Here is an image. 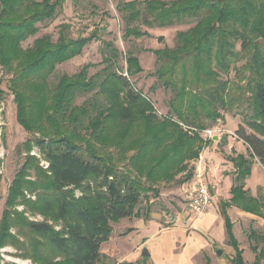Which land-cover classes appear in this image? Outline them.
Masks as SVG:
<instances>
[{
  "label": "trees",
  "instance_id": "1",
  "mask_svg": "<svg viewBox=\"0 0 264 264\" xmlns=\"http://www.w3.org/2000/svg\"><path fill=\"white\" fill-rule=\"evenodd\" d=\"M64 2L0 0V83L7 77L16 122L31 136L16 150L24 162L7 190L0 249L13 248L16 258L29 264H105L101 246L112 234L111 225L131 217L148 220L161 184L190 181L195 170L190 163L212 143L198 132L223 121L221 112L236 108L241 121L234 135L246 146V155L229 157L231 197L219 203V213L233 250L228 264H245L226 211L235 207L264 219V196L252 197L245 189L254 159L264 170V0H130L117 5L124 40L149 37L139 24L149 29L192 24L175 34L172 49L152 52L158 68L148 76L170 95L165 120L157 118L130 80L142 73L139 59L128 52L124 75L114 63L118 52L109 44L105 67L95 75H88L93 65L86 64L79 73L51 82L58 65L100 41L95 30L70 38V27L61 25L55 42L43 35L22 48L38 34L39 25L55 19ZM232 70L234 80L228 77ZM1 95L0 90V100ZM33 149L38 157L30 155ZM142 202L145 215L135 212ZM25 213L43 221L30 222ZM247 237L253 264H260L264 235L251 228ZM0 264L17 263L0 258Z\"/></svg>",
  "mask_w": 264,
  "mask_h": 264
},
{
  "label": "rangeland",
  "instance_id": "2",
  "mask_svg": "<svg viewBox=\"0 0 264 264\" xmlns=\"http://www.w3.org/2000/svg\"><path fill=\"white\" fill-rule=\"evenodd\" d=\"M36 1H42V0H36ZM54 1V0H50ZM130 1V0H77L76 2H73L72 0H65L63 7L61 11L56 15L55 19H53L51 22H46L45 24L39 25L40 31L37 35L34 37L28 39L24 43H22V48L25 49L29 46H31L34 39L39 38L43 35H49L51 37V40L53 42L56 41L58 31L60 30L61 25L63 26H69L68 35L70 38H77L79 36H88L91 31H98L100 36V41H93L89 45H87L84 50L82 51V54L75 59L66 62L62 65H58L55 70V78H52L51 82L55 83L62 74H66L68 76H71L73 74H77L80 72L81 68L86 64H92L93 67H91L88 71L89 76L95 75L97 72H99L101 69L105 67V64L102 63L103 57H109V48L107 45H111L112 48H115L118 52V57L116 60H114L115 66L118 68H121L126 75V63L125 59L128 56V52L132 53V55L136 56L139 59V65L142 69V73L135 75L130 78L131 82L134 83L135 87L137 89H140L147 99H149L148 102H150L154 114L157 116L158 119H164L167 118L169 115H167V103L168 99L170 97L169 94H165L160 87V85L156 82L155 79L148 76L149 73L154 72L158 68V64L155 61V57L152 54L153 51L163 49L165 47L167 48H173L175 45V34L179 31L187 30L189 27H191L192 24L187 25H175L171 28L166 29H156L152 28L149 29L141 24H139V29L142 32H148L149 37L148 38H141V39H134L129 38L128 40H124V25L121 20V17L117 11V5L120 2ZM164 1H170V0H164ZM162 37V41L158 43V38ZM241 66V63H238L235 65V67L239 68ZM234 71L232 70L228 77L231 80H234ZM153 87V91L149 88ZM0 90L2 91L1 95V102H0V219L1 214L4 209L5 200L7 197V190L8 187L14 177V175L17 173L19 168L24 162V154H19L16 150L18 147H20L26 140L30 139L31 136L26 133L16 122L15 117V105L13 103V97L8 90V83H7V77H4L0 83ZM91 96L93 94H90ZM90 95L86 96L85 98H79L76 100V105H80L83 100L86 98L88 99ZM239 109L232 108L228 112H221L223 116V121L219 120L215 125H213L211 128L216 131V136L218 139V142L222 139L227 140L228 138H233L238 140V138L233 137L230 135V133H234L236 126L235 121L231 122L233 119H236V121L239 123L241 121L239 114ZM159 112L161 115H158ZM172 116V115H171ZM173 117V116H172ZM174 120L175 117H173ZM172 120V121H174ZM175 123L177 121H174ZM179 127L188 133H195V130L189 129L186 126L182 125V123L177 122ZM206 129V130H208ZM218 130V131H217ZM233 131V132H232ZM199 136L203 141L208 140L203 137V131L198 132ZM213 139H209L213 143ZM206 148V147H205ZM204 148V149H205ZM203 149V150H204ZM202 150V151H203ZM202 153V152H201ZM201 153L198 156L197 160L194 162H191L190 165L194 166L196 170V162L201 159ZM30 155L36 156L37 151L33 149L30 153ZM232 155V154H231ZM40 158V157H39ZM121 164L119 165L121 169ZM40 166L45 168V163L40 161ZM202 173L204 174L205 180L208 183V186L210 187V191L213 194V197L217 194V188H215V183H218L220 177V169L215 168L213 173H209V171H205L203 167H200ZM231 171L224 170L222 172H225L228 174ZM232 174V171L230 172ZM258 173V172H257ZM254 179L259 180V173ZM32 174V173H30ZM222 174V173H221ZM247 180V179H246ZM245 180V183H246ZM181 185V184H180ZM176 185H163L161 184L159 186L160 189V195H163V198L159 195L157 200L153 199L151 207L149 208V218L152 216V214H157L155 221L156 223L161 224V226L167 227L171 226V221L173 220V213L174 211L171 210L169 213H161L163 211L162 208L166 207V199L168 197L164 196V193L167 189L170 187H175ZM249 187L251 189H254L251 184H249ZM246 189V188H245ZM261 192H264V187H262ZM226 186H221V196H219V201H223L222 197H226ZM170 193V192H168ZM76 195H78V191H76ZM171 195V194H169ZM218 195V194H217ZM27 197H29L27 195ZM172 197V196H170ZM175 198L177 195L174 196ZM217 200V199H216ZM214 202L212 200V206H214ZM176 204V200L174 201ZM211 206V208H212ZM17 211L21 212L23 210L22 207H17ZM146 205L144 202L140 203L137 207L135 212H141L143 215L146 214ZM166 212V211H165ZM159 214V215H158ZM24 216L28 219L30 222H42L43 217L40 215H32L29 213H25ZM138 223V224H137ZM141 226V221L135 220V218H131L129 220L123 219L119 223L111 225L112 226V234L109 238V242L103 244L101 246V252L110 253V255H113L112 258H108V260H105V264H113L117 261H123L125 262V258L122 257L123 254H129L131 253V256L134 255V250L132 249L136 248V245L139 244L138 234H129L127 231L133 226ZM161 228V227H160ZM159 228V229H160ZM184 229H187L184 227ZM214 232V238L216 240H224V229L223 225L221 224L219 227H215ZM239 227H236L235 235H236V241H239L243 246V241H246L247 234L243 237L241 233L239 232ZM189 232V231H188ZM262 233V232H261ZM161 236L159 239L155 241H162L160 243V249L158 250V255L162 257H165V255L170 254H176L173 253L175 242L181 238L180 235H177L175 233L174 237L171 239L162 238ZM175 240V241H174ZM130 241V242H128ZM154 241V240H153ZM146 242L143 246L138 247L139 253H141L143 250H149L151 248V244L154 242ZM138 242V243H137ZM137 243V244H136ZM136 244V245H135ZM130 248H127L129 247ZM136 252V253H137ZM181 253V252H180ZM17 252L11 248V247H5L3 249H0V258L3 260V262H13L17 264H29V261H23L21 259L16 258ZM195 261V264L197 262L196 259H193L192 262ZM137 262H141V256L138 257ZM245 264H252L251 258L249 257V252H245Z\"/></svg>",
  "mask_w": 264,
  "mask_h": 264
},
{
  "label": "crops",
  "instance_id": "3",
  "mask_svg": "<svg viewBox=\"0 0 264 264\" xmlns=\"http://www.w3.org/2000/svg\"><path fill=\"white\" fill-rule=\"evenodd\" d=\"M233 121H235L234 126H236L238 122L236 119H233L231 122ZM233 153L246 155V146L242 143V141L228 138L223 143V146H221L218 142V139L213 140V143H211L202 151L201 159L195 164L196 166L199 165L200 167H203V169H205V171H209V173H213L215 168L220 169V179L218 183H215V188H217L216 193L218 195L216 194L212 199L215 201L214 206H212V208H210L209 211L203 216L196 219L192 218V216L186 210L183 201L185 191L192 184L191 179L186 183L167 189L170 193L167 191L164 193V196L168 197V199H166V207L162 208L163 211L161 213H169L171 210L174 211L171 226L163 228L160 222L156 223L155 221H157V214H152L148 220L131 217L135 218L137 221H141V226H133L128 229L127 232L129 234H138L137 236L140 237V239L138 241L139 244H137L138 242L136 243L137 245L135 244L136 248L131 250H134L135 252L133 256H131V253L125 254L124 252H120V254H123L122 257L125 258L124 260L126 263L141 264L145 262V264H195V261L192 262V260L196 259V264H228L229 260L233 256V250L227 244L224 220L219 213V203L228 201L231 197L229 191L232 186L234 168L231 161L229 160V157H234ZM229 169H231L232 174L230 173L231 171L228 174L222 172L224 170L229 171ZM257 172L259 173V180L254 179L257 176L255 175ZM249 184H251L254 189H251ZM222 185L226 186V197H222L223 201H219ZM262 187H264V170L258 161L254 159L251 167V174L246 180L245 188L249 191L252 197H263L264 192H261L260 190ZM175 195H177L176 198L174 197ZM161 197L163 198V195ZM175 200L177 202L176 204L174 203ZM226 212L232 224V233L234 239H236L235 231L237 226L239 227L242 240L246 234L248 235V231L251 228L257 232H262L264 235V219L245 213L235 207L227 209ZM131 218H126V220ZM220 221L223 225L225 236V239L221 241L214 238V229L216 226L219 227ZM184 227L187 229H184ZM175 233L181 236V238L175 242L176 246L174 247L173 253L176 254L174 255L168 253V255H165V257L161 258V256L158 255V250L160 249V243L162 241L155 240L159 239L161 236H163L162 238L171 239L174 237ZM152 241L154 243L151 244V248L146 250L148 257L142 256V252L144 250L141 253L137 252L138 247L143 246L146 242ZM237 242L240 249L243 250V260L245 259V252L247 251L249 252V257L251 258V263L253 264L254 254L250 250V242L248 241V237H246V241H243L244 246L239 241ZM127 248H130V246ZM102 253L108 258H112L113 256L110 255V253ZM139 256H141V262H137ZM117 262L123 261L120 260ZM260 264H264V260Z\"/></svg>",
  "mask_w": 264,
  "mask_h": 264
},
{
  "label": "built area",
  "instance_id": "4",
  "mask_svg": "<svg viewBox=\"0 0 264 264\" xmlns=\"http://www.w3.org/2000/svg\"><path fill=\"white\" fill-rule=\"evenodd\" d=\"M158 115H161L157 112ZM218 131V130H217ZM216 131L208 129L203 131V137L206 139H212L217 137ZM231 136L235 137L234 133H230ZM213 194L210 191V187L205 180L204 174L202 173L200 166H196L192 177L191 186L185 191L183 201L186 210L192 216V218H199L206 214L212 206Z\"/></svg>",
  "mask_w": 264,
  "mask_h": 264
},
{
  "label": "water",
  "instance_id": "5",
  "mask_svg": "<svg viewBox=\"0 0 264 264\" xmlns=\"http://www.w3.org/2000/svg\"><path fill=\"white\" fill-rule=\"evenodd\" d=\"M162 39H163L162 37H159V38H158V43H160V42L162 41ZM216 138H217V137H214L213 140H217ZM142 256H143V257H148V253L146 252V250H144V251L142 252Z\"/></svg>",
  "mask_w": 264,
  "mask_h": 264
}]
</instances>
